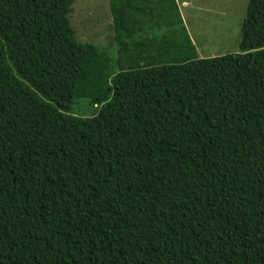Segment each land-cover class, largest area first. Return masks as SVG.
<instances>
[{
	"label": "trees",
	"instance_id": "1",
	"mask_svg": "<svg viewBox=\"0 0 264 264\" xmlns=\"http://www.w3.org/2000/svg\"><path fill=\"white\" fill-rule=\"evenodd\" d=\"M74 1L0 0V264H264V0L208 58L176 0L99 47Z\"/></svg>",
	"mask_w": 264,
	"mask_h": 264
},
{
	"label": "rangeland",
	"instance_id": "2",
	"mask_svg": "<svg viewBox=\"0 0 264 264\" xmlns=\"http://www.w3.org/2000/svg\"><path fill=\"white\" fill-rule=\"evenodd\" d=\"M198 56L208 58L238 52L241 23L248 0H176ZM108 0H75L68 20L80 43L99 47L111 29ZM95 112L85 99L75 100L70 113L90 117Z\"/></svg>",
	"mask_w": 264,
	"mask_h": 264
}]
</instances>
